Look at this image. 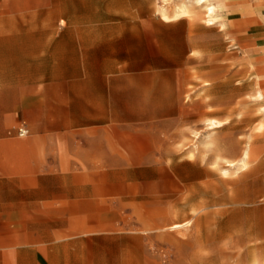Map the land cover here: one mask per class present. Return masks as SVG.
I'll list each match as a JSON object with an SVG mask.
<instances>
[{"label":"rangeland","instance_id":"rangeland-1","mask_svg":"<svg viewBox=\"0 0 264 264\" xmlns=\"http://www.w3.org/2000/svg\"><path fill=\"white\" fill-rule=\"evenodd\" d=\"M210 1L213 25L201 10L165 21L161 0H0V100L15 118L0 146V187L46 192V227L61 233L73 264H232L241 239L264 261V102L250 98L264 81V0ZM158 48L184 68L190 57L180 97L125 78L131 61H155ZM156 100L159 111H141ZM21 120L25 137L14 130ZM247 142L249 169L222 175L218 150L238 161ZM230 190L245 204L210 213L202 229L218 231V254L160 239Z\"/></svg>","mask_w":264,"mask_h":264},{"label":"crops","instance_id":"crops-1","mask_svg":"<svg viewBox=\"0 0 264 264\" xmlns=\"http://www.w3.org/2000/svg\"><path fill=\"white\" fill-rule=\"evenodd\" d=\"M155 42L158 43L157 40ZM157 50L155 61V56L152 55L131 61L129 70L125 71V78L150 80L144 85V89H155L156 94L160 90L163 97L165 94L182 96L190 84V57L188 56L185 62L187 66L184 68L177 62L178 54L164 48ZM158 57L161 63H158ZM137 84L131 83L134 87ZM161 103L164 109L165 100ZM155 104V107L148 109L144 105L141 111H159L160 107L157 105L160 102L156 100ZM173 108L178 112L183 110L180 100H174ZM154 118L157 119L158 116ZM14 120L7 113L4 101L0 100V146L9 144L5 134ZM20 127L29 131L26 120L19 121L14 130L18 133ZM0 174L3 175L1 171ZM46 202L47 194L41 192L40 187H0V264H67L68 261L73 264L69 258L70 251L67 247L64 248L60 240L61 233L46 227ZM54 212L59 213L61 222V208L54 207ZM50 221L57 223L56 218Z\"/></svg>","mask_w":264,"mask_h":264},{"label":"bare ground","instance_id":"bare-ground-1","mask_svg":"<svg viewBox=\"0 0 264 264\" xmlns=\"http://www.w3.org/2000/svg\"><path fill=\"white\" fill-rule=\"evenodd\" d=\"M169 0H161L162 5H157V12L160 14L161 18L165 21H177L181 18H193L196 11H203L204 22L207 25H213L218 21L217 8L218 5L213 4L210 0H185L181 3L174 4L170 10L168 9ZM223 30V28L221 29ZM264 81L260 78L254 81L255 94L251 96L253 102H264ZM262 117L264 119V107L260 109ZM223 126L222 122L210 121L207 123L209 129L220 128ZM260 127H264L262 123ZM202 145L206 150L209 151L211 142L209 137H205L202 141ZM255 161L250 143H245L243 150L241 152V157L238 161L228 160L221 150H218V154L214 157V166L227 167L221 170V174L226 176L231 174L230 172H244L249 169L250 165ZM239 204H245V202H240L236 199L233 190L229 191L227 195H220V192H213V196L202 200L200 204L192 209V218L183 223L172 224L165 229L163 234L159 237L162 241H165L169 245L177 249V251L182 246L189 247L193 253H203L206 250V246L210 248L211 252H216L218 254V231L214 234H202L203 226L206 225V217L210 213L220 216L223 215L227 209V205L236 206ZM221 208V209H219ZM213 209V211H209ZM185 229V231H183ZM177 235L180 237L177 238ZM247 240H237L232 246L235 249L234 253L236 255L235 260L232 264H264V261L260 259L257 252V245H248L245 243ZM232 250L231 248H229ZM171 253V250H169Z\"/></svg>","mask_w":264,"mask_h":264},{"label":"built area","instance_id":"built-area-1","mask_svg":"<svg viewBox=\"0 0 264 264\" xmlns=\"http://www.w3.org/2000/svg\"><path fill=\"white\" fill-rule=\"evenodd\" d=\"M18 135L20 137H24V136L28 135V130L25 127H20L18 129Z\"/></svg>","mask_w":264,"mask_h":264}]
</instances>
